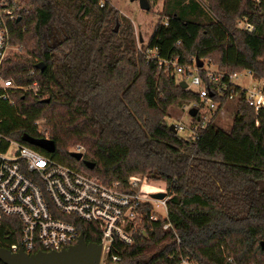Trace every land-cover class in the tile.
<instances>
[{"label":"trees","instance_id":"1","mask_svg":"<svg viewBox=\"0 0 264 264\" xmlns=\"http://www.w3.org/2000/svg\"><path fill=\"white\" fill-rule=\"evenodd\" d=\"M0 1L21 9L9 26L19 51L6 59L2 76L21 87L39 85L37 94L17 92L12 105L0 98V133L105 185L125 186L133 176L165 183L175 234L163 230L162 220L150 223L133 246L115 244L117 264H175L180 256L201 264H264V113L256 118L241 92L231 101L229 129L216 116L192 137L173 134L168 111L199 98L147 59L155 52L180 64L210 61L221 73L247 72L264 94V0H163L140 50L127 20L114 32L121 19L110 0L102 7V0ZM244 22L253 30L240 28ZM40 62L42 72L35 68ZM186 114L197 122V113ZM25 138L49 139L55 151ZM76 145L83 149L79 162L68 150ZM80 232L86 243H99L93 225L81 223ZM0 238L12 239L5 224Z\"/></svg>","mask_w":264,"mask_h":264},{"label":"built area","instance_id":"2","mask_svg":"<svg viewBox=\"0 0 264 264\" xmlns=\"http://www.w3.org/2000/svg\"><path fill=\"white\" fill-rule=\"evenodd\" d=\"M103 5L104 0L100 7ZM20 11L15 3L0 1V98L11 105L17 92L39 91L36 82L21 87L2 76L6 59L19 51L10 44L9 26ZM240 28L253 30L246 22ZM147 59L157 60L177 84L184 82L185 90L198 96V103L184 107L187 113L194 109L198 114L197 122L190 123L193 134L223 112L225 107L220 106V101L230 103L241 92L256 118L264 113L261 87L250 91L239 87L234 83L239 73H221L210 61L191 59L188 64H180L173 57L159 59L155 52H147ZM255 125L259 126L258 120ZM175 129L179 133L184 127L175 125ZM70 152L82 154L83 149L77 146ZM147 181L145 177L133 176L125 186L105 185L83 170L58 163L0 133V224L9 227L12 237L9 242L0 238V243L11 253L20 248L28 255L60 251L77 243L82 234L81 223L91 224L101 245L99 264H117L121 258L112 254L115 244L133 246L137 237L145 235L150 223L162 220L163 230L175 234L168 222V198L152 199L153 193L144 191ZM175 264L201 263L180 256Z\"/></svg>","mask_w":264,"mask_h":264},{"label":"rangeland","instance_id":"3","mask_svg":"<svg viewBox=\"0 0 264 264\" xmlns=\"http://www.w3.org/2000/svg\"><path fill=\"white\" fill-rule=\"evenodd\" d=\"M110 4L118 12L121 19L117 22L118 26L119 22L121 23L122 20H127L130 23L135 38L136 48L137 50H140L143 44L148 41L154 26L161 18L159 14L162 10L163 0H154L153 2H150L149 12L140 10L138 0H110ZM234 83L247 91H250L258 86L262 87V82L253 79L248 73H241ZM234 104V102H230L224 108L223 112L217 115L216 121L219 127L223 129L230 128L233 112L232 107ZM167 116L166 122L168 125L174 124L182 125L184 127V130L178 133L181 137H192L193 133L190 128V120L183 107L171 108L168 111ZM37 125L40 130L43 129V121H39ZM76 147L77 145L72 146L68 148V150L71 151ZM144 191L153 194L162 191L166 192L165 183L162 181L148 180L144 187Z\"/></svg>","mask_w":264,"mask_h":264},{"label":"water","instance_id":"4","mask_svg":"<svg viewBox=\"0 0 264 264\" xmlns=\"http://www.w3.org/2000/svg\"><path fill=\"white\" fill-rule=\"evenodd\" d=\"M140 10L148 12L150 10V4L147 0H138ZM20 18L17 20L19 21ZM118 25L115 26L114 32H117ZM201 64H198L200 67ZM43 63H37L35 68L39 71L44 70ZM180 88L186 89V84L180 82L178 84ZM48 101V100H47ZM46 101V102H47ZM196 114V110L189 111V116L193 117ZM168 129L173 134H177L175 125L171 124ZM24 141L29 145L37 147L48 154H52L55 151V145L53 141L49 139H31L25 138ZM70 156L76 161H82L83 155L81 153H70ZM83 165L86 169L92 170L94 164L84 161ZM166 197L165 193L152 194L151 198L154 200H163ZM262 250L264 249V243L261 244ZM101 257V245L94 243H86L83 235L80 234L78 241L75 245L62 249L60 251L49 252H36L34 254H26L20 248L17 253H11L7 248L0 246V263L1 264H99Z\"/></svg>","mask_w":264,"mask_h":264}]
</instances>
